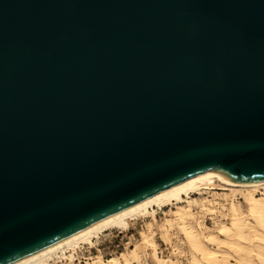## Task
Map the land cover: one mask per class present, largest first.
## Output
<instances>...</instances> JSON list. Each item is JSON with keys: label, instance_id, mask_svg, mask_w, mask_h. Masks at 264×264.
Masks as SVG:
<instances>
[{"label": "water", "instance_id": "95a60500", "mask_svg": "<svg viewBox=\"0 0 264 264\" xmlns=\"http://www.w3.org/2000/svg\"><path fill=\"white\" fill-rule=\"evenodd\" d=\"M207 173L264 181V0H0V264Z\"/></svg>", "mask_w": 264, "mask_h": 264}, {"label": "bare ground", "instance_id": "6f19581e", "mask_svg": "<svg viewBox=\"0 0 264 264\" xmlns=\"http://www.w3.org/2000/svg\"><path fill=\"white\" fill-rule=\"evenodd\" d=\"M231 190L232 199L229 203L228 221L216 226L214 230L203 223L199 228L205 232L196 231L191 225L195 219L192 205L193 195L211 190ZM237 196L243 198L245 210L238 202ZM223 198L226 195L223 194ZM179 205L173 211V218H166L162 237L165 243H170L167 227H177L189 247L191 264H264V181L258 183H229L220 180L215 174L207 173L200 177L184 181L162 192H159L127 209H124L82 231H79L47 248L19 259L11 264H57V260H68L71 264L73 254L82 245L91 246L95 239L109 230H127L134 221L150 216L155 220L157 210L166 206ZM210 202L207 206L201 204V209L210 211L213 217L218 216V210ZM153 226L147 224L142 235L141 244L152 253L155 264H178L170 257H161L157 251ZM69 249L71 254L66 255ZM144 254L137 247L127 254L105 259L96 255L82 264H147L142 260ZM69 263V264H70ZM67 264V263H66Z\"/></svg>", "mask_w": 264, "mask_h": 264}, {"label": "rangeland", "instance_id": "374dc122", "mask_svg": "<svg viewBox=\"0 0 264 264\" xmlns=\"http://www.w3.org/2000/svg\"><path fill=\"white\" fill-rule=\"evenodd\" d=\"M223 194L226 198H223ZM233 192L231 190L219 189L215 186L211 190L202 191L199 195H193L195 198V203L192 205V211L195 212V219L191 222L196 231L205 232L204 229L199 228V223L205 224L207 227L214 230L217 225L228 221V209L229 203L232 199ZM241 203L243 210H245V205L243 198L237 196L236 199ZM210 202H216L214 206L218 210V216L213 217L209 214L210 211H205L201 209V204L205 203L210 206ZM185 203H180L171 207H165L155 215V220H152L150 216L145 218H139L134 221L132 225L127 229L123 230L118 234L120 230H109L98 239H95L91 246L82 245L80 248L76 249L73 254L74 260L72 264H82L88 261L90 258L96 255H102L105 259L114 256H120L121 254H127L130 249L137 247L144 255L142 260L146 261L147 264H155L153 262L152 253L148 248H145L142 244V235L146 232V227L149 222L153 226L154 239L157 243V251L161 257H170L178 264H191L189 247L183 236L180 234L177 227L169 228L170 243H165L162 237L163 228L166 218H173V211L179 205H184ZM65 254H71L69 249H66ZM57 264H69L68 260H57ZM71 264V263H70Z\"/></svg>", "mask_w": 264, "mask_h": 264}, {"label": "built area", "instance_id": "2783aa9c", "mask_svg": "<svg viewBox=\"0 0 264 264\" xmlns=\"http://www.w3.org/2000/svg\"><path fill=\"white\" fill-rule=\"evenodd\" d=\"M171 206H174V205H171ZM171 206H166V207H171ZM163 208H165V207H163ZM163 208H162V209H163ZM162 209L157 210L156 213H155V215L158 213V211H161ZM121 232H122V231H118V234L121 233Z\"/></svg>", "mask_w": 264, "mask_h": 264}]
</instances>
